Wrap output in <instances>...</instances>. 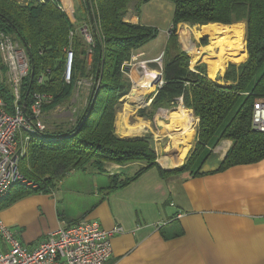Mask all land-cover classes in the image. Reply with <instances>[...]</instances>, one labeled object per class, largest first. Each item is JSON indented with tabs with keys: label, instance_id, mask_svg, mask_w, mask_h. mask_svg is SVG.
<instances>
[{
	"label": "trees",
	"instance_id": "1",
	"mask_svg": "<svg viewBox=\"0 0 264 264\" xmlns=\"http://www.w3.org/2000/svg\"><path fill=\"white\" fill-rule=\"evenodd\" d=\"M132 1L87 0L88 25L94 39L90 44L82 28L76 27L58 6V0H0V33L15 34L29 47L34 76L30 74L24 85L23 100L27 106L37 92L52 95V101L44 104V111L69 96L78 71L86 75L90 47L95 52L92 67L99 78L97 94L76 125L32 136L27 154L21 158L20 171L38 186H23L22 194L51 189L57 181L91 163L102 167L106 161L146 162L132 177L118 180L114 175L110 190L128 184L152 166H159L149 136L121 138L115 132L118 103L131 88L124 70L134 53L157 37V29L151 25L125 20ZM171 1L175 12L163 52L164 83L155 89L151 105L154 109L169 108L182 99V105L199 118V126L197 143L187 162L165 173L192 169L194 165L198 167L194 171H198L222 138L233 139L234 144L221 162V169L263 160L264 132L253 127L252 116L255 103L264 100V0ZM241 21L246 23L248 57L239 65L229 64L223 78L230 83L210 78L199 64L195 69L191 67V56L179 43L178 25ZM68 48L73 50L70 82L64 78ZM241 54L227 59H237ZM42 75L44 81L40 83ZM0 93L11 111L13 97L2 82ZM139 112L146 116L143 109ZM147 117L154 120L153 116Z\"/></svg>",
	"mask_w": 264,
	"mask_h": 264
},
{
	"label": "crops",
	"instance_id": "2",
	"mask_svg": "<svg viewBox=\"0 0 264 264\" xmlns=\"http://www.w3.org/2000/svg\"><path fill=\"white\" fill-rule=\"evenodd\" d=\"M153 50L155 57L164 52L145 45L137 55ZM231 55L238 54L226 58ZM224 71L216 76L228 84ZM140 75L143 81L150 79ZM196 143L197 138L193 147ZM233 144V139L222 138L198 171L194 165L165 173L171 165L159 162L160 168L152 166L112 190L108 187L114 175L132 177L138 170L131 174V165L105 162L120 167L112 172V166L91 163L57 181L51 192L22 194L23 189L13 186L0 202V220L29 249H35L48 232L85 220H98L109 230L122 227L113 237V254L105 264H264V159L223 170L221 162ZM8 249L0 236V254Z\"/></svg>",
	"mask_w": 264,
	"mask_h": 264
},
{
	"label": "built area",
	"instance_id": "3",
	"mask_svg": "<svg viewBox=\"0 0 264 264\" xmlns=\"http://www.w3.org/2000/svg\"><path fill=\"white\" fill-rule=\"evenodd\" d=\"M45 2L46 0H40ZM59 7L67 14L75 10L69 0H58ZM88 43L94 39L89 25L82 29ZM74 33L71 32V36ZM65 81L70 82L73 50H67ZM0 82L8 87L13 102L11 111L0 93V201L17 184L37 187L20 171L22 156L27 154V145L33 135L43 132L44 109L52 101L49 93L37 92L29 106L23 100L24 85L31 74L29 47L15 34L0 33ZM135 58V57H134ZM161 69L157 72L155 89L164 83L162 77L163 54L154 59ZM144 62V61H143ZM145 63V62H144ZM130 64V63H128ZM134 66V65H133ZM136 71V66L132 69ZM43 75L38 81L41 83ZM156 91V90H155ZM154 91V92H155ZM252 125L264 132V100L255 103ZM122 227L104 228L98 220H85L72 225L61 226L51 232L35 249L25 247L17 233L0 220V236L9 244V249L0 254V264H105L113 254V237L121 233Z\"/></svg>",
	"mask_w": 264,
	"mask_h": 264
},
{
	"label": "rangeland",
	"instance_id": "4",
	"mask_svg": "<svg viewBox=\"0 0 264 264\" xmlns=\"http://www.w3.org/2000/svg\"><path fill=\"white\" fill-rule=\"evenodd\" d=\"M19 1H23V0H19ZM86 2L87 0H73L75 10L74 11L71 10V12L68 15L69 18L72 20V22L76 25V27L83 28L85 25L89 24ZM174 12H175V7H174V3L171 0H134L130 2L129 9L125 16V20L133 23H137L135 21H138V18H140L139 19L140 21L142 19L144 23L156 28L157 37L152 41H150L148 44H146V47L150 49L151 48L155 49L156 51H160L162 49H165L167 45L169 39L167 34L170 32L169 30H171L170 28L172 27L171 24L174 18V14H173ZM133 16H136L135 21L131 20V17ZM184 24L185 22L178 25L179 26L178 39L182 49L186 50L191 56V67L195 69L196 65L199 64V66H201V68L207 73V75L210 78L222 79L220 76L219 77L218 75L216 76V74H218L220 70L218 67L214 66L216 65L215 55L209 53L208 51L202 50V46L211 43L210 37L206 36V34L203 33L202 31L201 27L203 25L202 26L198 24L192 25L189 22H186L185 25ZM232 24H236L237 28L244 30V35H245L244 49L246 52L242 53L239 58L234 60L225 58L224 59L225 73L230 63H235L239 65L240 63L245 61L248 57V53L246 49L247 48L246 23L244 21H241ZM186 29L189 30L188 36H186L187 40L182 38V35L184 34ZM200 51L201 53H199ZM94 54L95 52H93L90 47L86 55L87 64H88L86 75L82 76L81 71H78L77 73L78 79L74 84L71 94L62 101L56 103L54 106L51 105L45 110L42 118L43 123L45 125V129L43 130V132L52 133L55 131H62L71 128L72 126L77 124L81 114L84 112L86 108L90 106L89 102L91 100L92 91L94 90V86H95L94 83L97 73V71L95 73V70L92 67L95 57ZM162 54L164 53H161L160 55ZM198 54L199 56L195 57ZM155 56L156 53L154 52V50L153 52H150V54L148 53L147 55H142V56L137 55L136 52L132 56V60L130 64H127L128 69L124 70V72L131 81V88L129 92L125 94L118 103L119 105L117 106V111H116L115 132L121 138L149 136L151 139L150 140L151 144L155 150L156 162L157 164H159V166H161L160 163L163 165V167L164 166L170 167V165L171 167L181 166V162L182 164L184 162H187L188 158L190 157V155L192 154L195 148L193 146L195 143V138H197L199 124L196 127L194 126V136L189 142V148L188 151H186L187 153L185 158L183 160L177 159L180 153L179 150L177 149L174 151V155H173L174 158H176L177 160L171 161L167 159L166 148L170 144V140H169L170 138L166 133L167 130L165 129V125L161 124V121L165 123L169 122V118L167 117V115L169 116V114H171L172 111H176L180 106H182L183 102H181L182 99H180V103L175 104L169 108L160 107L158 109H154L152 107L151 96L154 94L155 91L156 84L154 87L153 84L156 81V79L153 82L150 83L148 82L153 78L154 71L157 73L161 69V66L158 64L159 62L154 60L155 58H157ZM148 57H149L148 62H145V60ZM151 57L154 58L151 59ZM240 58H242V61L240 60ZM133 65L136 66V71L134 70L132 75V69L134 67ZM141 73L143 75H146V77L151 75L149 80H146L147 79L146 78L143 81L144 90L141 89L139 90V85L137 84L134 85V83L137 81L138 76H141L140 75ZM97 87L98 84L96 85V88ZM145 102H147L148 104H145ZM140 109H143L146 112V116L140 115L139 112ZM190 113L192 117L195 116L191 109H190ZM157 114H161L163 117L166 118V120H164V118L159 117V115ZM147 116H153L154 121L148 118ZM157 120L159 124L162 125L161 127L158 126ZM133 127L137 128L139 131L132 132L131 128ZM29 144L27 145L28 146L27 152L29 150ZM104 164L106 165V168L112 166V165H108L107 163ZM118 164L119 166L131 165L130 170H132L131 174H133L136 170H140V168L143 165H145L146 162L144 160H136V161H131L127 163H118ZM112 167L114 169L112 170V172H117L120 169V167H116V168H114L115 166ZM100 176H103V178L107 180L109 179V177H107V175L104 173H101ZM116 176L118 177V180L128 178V175H124V176L116 175ZM16 186L17 188L22 189L23 186H29V185L17 184L14 187ZM46 191L51 192L52 189L48 188Z\"/></svg>",
	"mask_w": 264,
	"mask_h": 264
},
{
	"label": "bare ground",
	"instance_id": "5",
	"mask_svg": "<svg viewBox=\"0 0 264 264\" xmlns=\"http://www.w3.org/2000/svg\"><path fill=\"white\" fill-rule=\"evenodd\" d=\"M201 28L203 33H205L206 36L210 37L211 39V43L202 46V50L208 51L209 53L215 55V66L219 68L220 72L224 71V59L226 58L227 54H240L241 52H245L244 30L237 28L236 24L229 25L222 23H210L203 25ZM188 29H186L184 34L182 35V38L185 40H187L186 36H188L189 33ZM199 53H201V51ZM198 56L199 54L195 57ZM153 74V78L151 80L156 78L157 75L155 71ZM143 77L144 76H138L137 81L134 83V85H139V90H144ZM150 77L151 75L149 76V78ZM167 117L169 118V122L165 123L161 121V124L165 125V129L167 130L166 133L170 138V144L166 148L167 159L171 161L177 159L183 160L186 156V151H188L189 142L194 136V126H196L197 124L196 118L192 117L190 111L187 110L183 105L180 106L176 111H172V113ZM131 131L133 132L139 130L133 127L131 128ZM177 149L180 153L176 159L173 155L174 151Z\"/></svg>",
	"mask_w": 264,
	"mask_h": 264
},
{
	"label": "water",
	"instance_id": "6",
	"mask_svg": "<svg viewBox=\"0 0 264 264\" xmlns=\"http://www.w3.org/2000/svg\"><path fill=\"white\" fill-rule=\"evenodd\" d=\"M31 76L33 77L34 76V71L33 70H31ZM99 78H98V76H96V79H95V83H94V90L92 91V94H91V100L96 96V85H97V83H98V80ZM91 100H90V102H91ZM145 104H148L147 102H145ZM171 168V167H170ZM170 168H166V169H170ZM173 168H175V167H172L171 169H173Z\"/></svg>",
	"mask_w": 264,
	"mask_h": 264
}]
</instances>
